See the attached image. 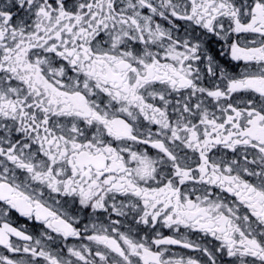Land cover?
<instances>
[{
  "label": "snow or ice",
  "instance_id": "obj_1",
  "mask_svg": "<svg viewBox=\"0 0 264 264\" xmlns=\"http://www.w3.org/2000/svg\"><path fill=\"white\" fill-rule=\"evenodd\" d=\"M0 264H264V0H0Z\"/></svg>",
  "mask_w": 264,
  "mask_h": 264
}]
</instances>
